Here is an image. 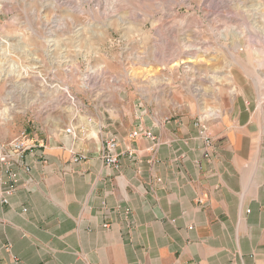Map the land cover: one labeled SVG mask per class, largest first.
Listing matches in <instances>:
<instances>
[{
    "label": "crops",
    "instance_id": "obj_1",
    "mask_svg": "<svg viewBox=\"0 0 264 264\" xmlns=\"http://www.w3.org/2000/svg\"><path fill=\"white\" fill-rule=\"evenodd\" d=\"M243 63L172 99L113 81L25 138L0 264H264V49ZM109 138L118 168L101 157Z\"/></svg>",
    "mask_w": 264,
    "mask_h": 264
},
{
    "label": "rangeland",
    "instance_id": "obj_2",
    "mask_svg": "<svg viewBox=\"0 0 264 264\" xmlns=\"http://www.w3.org/2000/svg\"><path fill=\"white\" fill-rule=\"evenodd\" d=\"M256 48L264 0H0V131L33 139L113 81L139 101L221 87Z\"/></svg>",
    "mask_w": 264,
    "mask_h": 264
},
{
    "label": "built area",
    "instance_id": "obj_3",
    "mask_svg": "<svg viewBox=\"0 0 264 264\" xmlns=\"http://www.w3.org/2000/svg\"><path fill=\"white\" fill-rule=\"evenodd\" d=\"M67 133L75 136L74 129L68 128ZM152 138V135L146 130H137L133 133V137ZM35 146L29 145L25 142L24 138H18L7 144L0 145V165L3 167L5 178H0V183L3 188L0 192V202L3 205L9 204V199L16 192L19 184V174L16 167L25 157L28 151H31ZM117 141L114 138H109L104 144L101 157L109 166L118 168L119 155L116 153ZM132 155V153H129ZM85 156L75 157V161L85 160ZM29 171V168H25ZM191 229V228H190ZM10 252L9 247L4 248ZM15 261H17L15 259Z\"/></svg>",
    "mask_w": 264,
    "mask_h": 264
},
{
    "label": "bare ground",
    "instance_id": "obj_4",
    "mask_svg": "<svg viewBox=\"0 0 264 264\" xmlns=\"http://www.w3.org/2000/svg\"><path fill=\"white\" fill-rule=\"evenodd\" d=\"M189 60H194V59H189ZM182 62V61H181ZM177 65V63H175V66Z\"/></svg>",
    "mask_w": 264,
    "mask_h": 264
}]
</instances>
